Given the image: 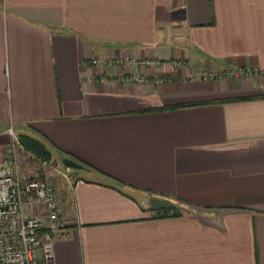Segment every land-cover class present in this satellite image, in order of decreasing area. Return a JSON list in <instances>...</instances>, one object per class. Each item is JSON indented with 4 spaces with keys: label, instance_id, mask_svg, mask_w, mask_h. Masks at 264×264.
I'll return each instance as SVG.
<instances>
[{
    "label": "crops",
    "instance_id": "1",
    "mask_svg": "<svg viewBox=\"0 0 264 264\" xmlns=\"http://www.w3.org/2000/svg\"><path fill=\"white\" fill-rule=\"evenodd\" d=\"M263 96L264 0H0V148L83 167L53 264H264Z\"/></svg>",
    "mask_w": 264,
    "mask_h": 264
},
{
    "label": "built area",
    "instance_id": "2",
    "mask_svg": "<svg viewBox=\"0 0 264 264\" xmlns=\"http://www.w3.org/2000/svg\"><path fill=\"white\" fill-rule=\"evenodd\" d=\"M149 63L143 61L142 64ZM89 65L93 68L104 65L108 70H113L126 65L136 66L137 62L128 57L104 61L93 57ZM228 75L251 77L256 72L246 70ZM202 78L221 79L206 73L202 74ZM119 80L125 83L148 82L139 75H126ZM151 82L158 83V80ZM5 135L7 143L0 148V264H53L51 235L61 227L62 197L48 179L20 173V162L30 155L22 148L11 128L6 129ZM52 171L70 185L68 169L52 168ZM39 214L44 216L45 226ZM35 251L39 253L38 258L34 256Z\"/></svg>",
    "mask_w": 264,
    "mask_h": 264
},
{
    "label": "rangeland",
    "instance_id": "3",
    "mask_svg": "<svg viewBox=\"0 0 264 264\" xmlns=\"http://www.w3.org/2000/svg\"><path fill=\"white\" fill-rule=\"evenodd\" d=\"M46 161H42V160H39V159H35L34 157H28V159H24L20 166L22 167H29L27 169H31V170H28L30 171V174L28 175H33V176H36V177H39V178H45V179H48L51 181L52 177L50 175V177L48 176V173L47 171H50L52 173V167H55L54 165H52L53 163L49 164V165H45ZM59 165H61L60 163H58ZM47 169V170H46ZM46 170V171H45ZM52 175H54L52 173Z\"/></svg>",
    "mask_w": 264,
    "mask_h": 264
},
{
    "label": "trees",
    "instance_id": "4",
    "mask_svg": "<svg viewBox=\"0 0 264 264\" xmlns=\"http://www.w3.org/2000/svg\"><path fill=\"white\" fill-rule=\"evenodd\" d=\"M264 97V96H263ZM245 98H239L235 100H244ZM20 145L22 148L26 151L31 153L34 157H36L39 160L42 161H48L49 160V155L42 146L37 144L34 141L28 140V139H23V138H18Z\"/></svg>",
    "mask_w": 264,
    "mask_h": 264
},
{
    "label": "water",
    "instance_id": "5",
    "mask_svg": "<svg viewBox=\"0 0 264 264\" xmlns=\"http://www.w3.org/2000/svg\"><path fill=\"white\" fill-rule=\"evenodd\" d=\"M60 164L63 168L68 170H83V167L71 159L62 158Z\"/></svg>",
    "mask_w": 264,
    "mask_h": 264
}]
</instances>
